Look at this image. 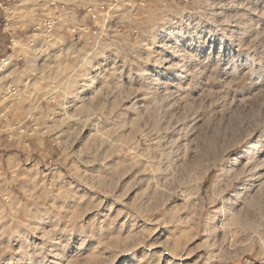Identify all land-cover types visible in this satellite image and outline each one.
Listing matches in <instances>:
<instances>
[{"label": "rangeland", "instance_id": "374dc122", "mask_svg": "<svg viewBox=\"0 0 264 264\" xmlns=\"http://www.w3.org/2000/svg\"><path fill=\"white\" fill-rule=\"evenodd\" d=\"M2 64L0 264H264V0H0Z\"/></svg>", "mask_w": 264, "mask_h": 264}, {"label": "built area", "instance_id": "2783aa9c", "mask_svg": "<svg viewBox=\"0 0 264 264\" xmlns=\"http://www.w3.org/2000/svg\"><path fill=\"white\" fill-rule=\"evenodd\" d=\"M56 22L52 19L43 22L41 30L45 36H50L53 33Z\"/></svg>", "mask_w": 264, "mask_h": 264}, {"label": "bare ground", "instance_id": "6f19581e", "mask_svg": "<svg viewBox=\"0 0 264 264\" xmlns=\"http://www.w3.org/2000/svg\"><path fill=\"white\" fill-rule=\"evenodd\" d=\"M16 45V44H15ZM7 60V59H6ZM3 62H5V60H3ZM2 69H3V64H2V66H0V72L2 71Z\"/></svg>", "mask_w": 264, "mask_h": 264}]
</instances>
